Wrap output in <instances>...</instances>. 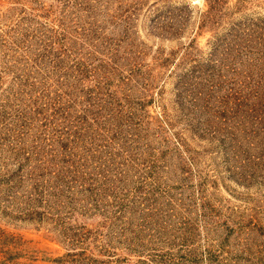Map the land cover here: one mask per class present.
<instances>
[{
  "label": "rangeland",
  "instance_id": "1",
  "mask_svg": "<svg viewBox=\"0 0 264 264\" xmlns=\"http://www.w3.org/2000/svg\"><path fill=\"white\" fill-rule=\"evenodd\" d=\"M258 79L264 0H0V264H264Z\"/></svg>",
  "mask_w": 264,
  "mask_h": 264
},
{
  "label": "trees",
  "instance_id": "2",
  "mask_svg": "<svg viewBox=\"0 0 264 264\" xmlns=\"http://www.w3.org/2000/svg\"><path fill=\"white\" fill-rule=\"evenodd\" d=\"M252 84L246 85L245 87H249L248 91H256V94L254 93V105L256 107L252 108L251 110H254L255 112H258L259 117V135H252V141L253 139L256 142V148L258 150V154L254 157V165L259 166L263 169L262 174H258V176L261 177L262 180H264V88L261 86V81L258 79L255 83L253 80L251 81ZM252 143V142H251Z\"/></svg>",
  "mask_w": 264,
  "mask_h": 264
}]
</instances>
